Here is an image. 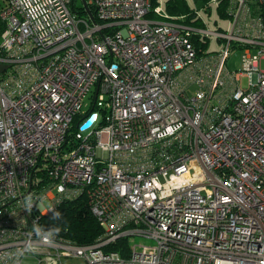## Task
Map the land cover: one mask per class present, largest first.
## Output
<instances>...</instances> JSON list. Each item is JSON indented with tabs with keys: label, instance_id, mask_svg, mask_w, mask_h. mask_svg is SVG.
Wrapping results in <instances>:
<instances>
[{
	"label": "built area",
	"instance_id": "obj_1",
	"mask_svg": "<svg viewBox=\"0 0 264 264\" xmlns=\"http://www.w3.org/2000/svg\"><path fill=\"white\" fill-rule=\"evenodd\" d=\"M80 1H0V264H264V0H210L218 30ZM81 196L102 233L43 241L49 205Z\"/></svg>",
	"mask_w": 264,
	"mask_h": 264
},
{
	"label": "trees",
	"instance_id": "obj_2",
	"mask_svg": "<svg viewBox=\"0 0 264 264\" xmlns=\"http://www.w3.org/2000/svg\"><path fill=\"white\" fill-rule=\"evenodd\" d=\"M151 2L152 7L159 5L157 0H152ZM163 11L170 16L185 14L188 21L191 19L194 13V10H190L183 0H166ZM218 12L222 14L220 8H218ZM195 23H197V21H195ZM1 29L2 25L0 23V31ZM76 120L77 118L74 120V122ZM75 126L76 123H73L70 127V134L68 135L69 139L72 137ZM65 145L67 147V144ZM56 211L60 213V219L53 220V214H51L46 218V223L48 229L52 228L53 226H58L59 232L57 236L62 239L69 240L77 244H87L93 242L102 232V229L99 226L96 218L89 211L85 196H81L75 200L63 201L57 207ZM118 243L125 244V240H118L112 244L111 248L113 250H117ZM120 251L123 253V250Z\"/></svg>",
	"mask_w": 264,
	"mask_h": 264
},
{
	"label": "rangeland",
	"instance_id": "obj_3",
	"mask_svg": "<svg viewBox=\"0 0 264 264\" xmlns=\"http://www.w3.org/2000/svg\"><path fill=\"white\" fill-rule=\"evenodd\" d=\"M186 6L190 10L197 11L202 22L206 23V27L209 30H218L219 28L226 29L229 25V20L226 16L218 12L217 5L211 3L210 0H183ZM158 6L163 8L166 0H157ZM78 3L81 4V1L78 0ZM209 6V7H208ZM207 7V8H206ZM220 44L215 35L209 36L206 39V44L204 45V52H209V54H217L220 50ZM226 67L229 71L235 73L240 70V57L239 50L232 49L230 50L229 57L225 62ZM260 67L264 69V61L260 63ZM242 87L248 86V79L242 78L241 80ZM94 98V88L85 96L83 100V110H87L91 107ZM103 140H106V137L103 136ZM45 203H47L45 201ZM136 242H146L143 238L135 237ZM69 264H81V259H70L68 260Z\"/></svg>",
	"mask_w": 264,
	"mask_h": 264
},
{
	"label": "clouds",
	"instance_id": "obj_4",
	"mask_svg": "<svg viewBox=\"0 0 264 264\" xmlns=\"http://www.w3.org/2000/svg\"><path fill=\"white\" fill-rule=\"evenodd\" d=\"M33 198L32 196H27L24 200V208L31 213L32 209H33ZM37 207L40 209L43 207V198L40 200L39 205H37ZM49 210L53 212V216L52 219L53 220H59L60 219V213L55 211L54 208L49 205ZM37 233L39 234V237L46 242L51 243V241L53 240V238L55 237V235L58 234L59 232V227L58 226H53L52 228L48 229V230H44L41 226H37L36 229ZM29 252H31L32 254H35L36 251L34 249H27Z\"/></svg>",
	"mask_w": 264,
	"mask_h": 264
},
{
	"label": "water",
	"instance_id": "obj_5",
	"mask_svg": "<svg viewBox=\"0 0 264 264\" xmlns=\"http://www.w3.org/2000/svg\"><path fill=\"white\" fill-rule=\"evenodd\" d=\"M84 1V0H83ZM95 118V113L91 114L90 117H88L85 122L82 124L81 128L86 127L89 125Z\"/></svg>",
	"mask_w": 264,
	"mask_h": 264
},
{
	"label": "crops",
	"instance_id": "obj_6",
	"mask_svg": "<svg viewBox=\"0 0 264 264\" xmlns=\"http://www.w3.org/2000/svg\"><path fill=\"white\" fill-rule=\"evenodd\" d=\"M102 233V232H101Z\"/></svg>",
	"mask_w": 264,
	"mask_h": 264
}]
</instances>
